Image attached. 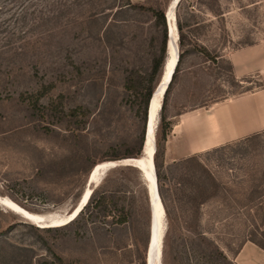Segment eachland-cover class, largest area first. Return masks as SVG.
<instances>
[{"label": "rangeland", "instance_id": "1", "mask_svg": "<svg viewBox=\"0 0 264 264\" xmlns=\"http://www.w3.org/2000/svg\"><path fill=\"white\" fill-rule=\"evenodd\" d=\"M170 1L26 0L0 16L5 20L14 11L28 13L11 38L13 44L0 49L5 59L0 58L1 199L35 214L69 211L82 198L92 166L112 161L124 150L123 142L133 143L140 136L141 103L132 106L134 92L126 86L149 79L162 33L149 13L120 6L128 2L165 13ZM175 14L190 25L191 41L205 51L192 43L166 107L176 136L171 132L160 143L166 204L160 264H236L235 256L249 240L264 244V129L194 153L183 137L175 139L181 127L174 126H180L183 115L198 113L183 123L198 142L210 144L264 125V95L239 100L264 92V65L259 69L250 63L249 70L235 75L226 58L257 45L262 49L257 60L264 59V0H181ZM3 38L8 36L1 34ZM173 48L178 55V41ZM167 49L166 43L163 64ZM45 85L53 88L39 105H56L63 96L58 111L77 109L72 122L79 129L66 122L47 130L41 115L18 100L20 95H36ZM211 108L216 109L204 113ZM155 138L160 139L159 118ZM190 157L219 185L217 195L198 209L196 221L191 207L178 201L192 190L184 176L189 166L179 163ZM131 169L109 166L93 177L95 198L103 194L107 200L104 217H91L89 208L72 223L47 230L0 205V264L57 263L56 258L63 264H146V180ZM121 218L126 222L119 224ZM250 256L255 264H264V251L255 249Z\"/></svg>", "mask_w": 264, "mask_h": 264}, {"label": "trees", "instance_id": "2", "mask_svg": "<svg viewBox=\"0 0 264 264\" xmlns=\"http://www.w3.org/2000/svg\"><path fill=\"white\" fill-rule=\"evenodd\" d=\"M26 0H0V16L4 15L6 13H9L13 11L12 6L15 4H20ZM6 5L10 7H5ZM129 8L132 10H141L149 13L153 19H154V27L161 29V42L159 45V48L154 53L152 59H151V68L150 73L148 75L149 79L147 77L141 78L139 80V84L137 87L129 85V83L126 86V90L129 92H134L133 95V103L132 106L138 104V102L141 103V112H142V118H143V129L140 134V136L133 141V143L123 142L122 143V152H119L118 155L114 157L112 161H105L100 162L98 164H103L107 162H115V161H121L123 159L127 158H135L137 159L141 154L142 145L144 141V133H145V124H146V116H147V108L148 103L151 98V95L153 91L155 90L159 80L156 82L157 84L153 86V83L155 82L156 78L158 77L160 70L163 66V60L164 55L166 52V43H167V26H166V19H165V13L157 8H151V7H144L141 5H132L131 3H126L125 5L120 6V10H123L124 8ZM24 9V7H23ZM166 12V9H165ZM15 11L11 14L9 18H6L5 20L0 19V35L6 34L8 36V39H0V49L1 47H9L13 44L12 37L15 35L16 31L18 30V25L23 24L27 21L28 13L27 9L24 10V15L19 16L15 15ZM31 16V15H30ZM176 16V27L178 32V62L177 66L175 68V71L173 73L171 82L169 86L167 87L163 100H162V106L159 113V130H160V139H156V152L154 155V168H155V175L157 180V187H158V193L159 197L162 201L163 207H166L164 198H163V189L165 187L164 184V175L162 173V164L160 163V143H164L166 141L167 136L171 132V123L167 120L165 116L166 107L168 103L169 94L171 91V87L173 82L175 81L176 75L179 72L178 68L181 63V61L192 51L194 42L191 41L190 36L188 35L187 30H190V25H188L186 22H182L181 18L178 14H175ZM12 22L13 27L9 28V23ZM16 24V25H15ZM16 26V27H15ZM21 28H24L21 26ZM24 33V32H23ZM177 43V42H176ZM193 43V44H192ZM25 45H28V43H25ZM200 49V52L205 51V48L203 46H198ZM1 61L5 60L1 57ZM147 82V85H145ZM53 85H45L42 86L40 91L36 92V95H20L18 100L25 104L27 109H29L32 112H37L41 115V121L47 125L44 126L47 130L50 128V126H57L62 125L63 123L68 122V124L72 123L75 128L79 129L80 126L78 123H73L72 120L77 119L78 111L77 109H73L69 111V114H65V112L58 111V107L62 105L63 96H58L57 104L51 103V106L49 107H43L39 105V101L52 90ZM80 115L84 118L86 117V112L80 111ZM69 117L70 121H66L65 119ZM82 126V123H80ZM43 127V128H44ZM71 130V129H68ZM256 137V135H254ZM131 146V150L128 148ZM180 164L188 165V169L186 173L184 174L185 177H188L187 180L192 182V190L189 193H183L181 195V198L178 199V201H181L183 206L188 205L191 207L193 211V219L197 220V214L198 209L208 202L211 198L215 197L219 190V185L213 180L212 175L208 172V170L199 162L196 157H190L188 159H184L179 162ZM98 164H95L93 166H97ZM92 166V167H93ZM193 166L194 168H190ZM92 169V168H91ZM90 169V170H91ZM192 169V170H191ZM127 170H132L130 167H127ZM90 172V171H89ZM184 177V178H185ZM97 192L94 190L92 193L87 205L83 208V210L80 212L78 217L84 212L85 210H89V208H92V211L90 212L91 217H97V216H105L107 213V200L106 197L102 194L99 197H96ZM77 217V218H78ZM76 218V219H77ZM74 219L73 221H75ZM72 221V222H73ZM71 222V223H72ZM126 222L125 218H121L118 223H124ZM47 230H51L47 229ZM252 244H254L256 247L264 251V244L256 242L255 240H249ZM216 251L221 254V252L216 248ZM223 259L226 260V258L223 256ZM57 263L55 262H46L44 261L42 264H63L61 259L56 258Z\"/></svg>", "mask_w": 264, "mask_h": 264}, {"label": "water", "instance_id": "3", "mask_svg": "<svg viewBox=\"0 0 264 264\" xmlns=\"http://www.w3.org/2000/svg\"><path fill=\"white\" fill-rule=\"evenodd\" d=\"M179 1L180 0H171L167 6V12L174 5H177ZM165 19H166V25H167V36H168L167 46H168L169 41H170L171 32H170L169 23L167 21L166 15H165ZM173 19L176 20L175 12H174V18ZM163 73H164V71H163ZM170 75H171V73H170ZM170 75H169V79L166 82L165 88L167 87V83L170 80ZM161 83L162 82H160L157 85V87L155 88V90L153 91L151 98L149 100V103H148L144 141H143L142 150H141V154H140V157L144 158V161H145L144 167H145L146 171H149L151 173V175L153 176V179H154L153 183H149L150 181L142 173L143 172L142 166L138 163H135V162L139 161L138 159H135V158L123 159V161H125V162H121V164L122 163L123 164L120 165L123 167H130V168L137 169L141 173L142 178L146 180L145 185H146L148 201H149V209H150L149 236H148V243H147L146 260H145L146 264H160V254H161V249H162V231H161V224L160 223L162 221V217H163L162 214H164V209H163V206H162L161 201H160L156 175L154 173V168H153V163H154L153 154H154V149H155L154 148L155 147L154 146V142H155L154 123H155L156 119L158 121L160 111L158 109L159 112L156 111L154 114H152V111H151L152 100H153V97L155 95V91L161 86ZM161 106H162V104H161ZM152 115H153V117H152ZM151 117H152V119H151ZM156 128H157V125H156ZM150 146L153 148V151L151 153H149L147 150L148 147H150ZM118 163H120V162H118ZM150 164L152 166V170L149 169ZM116 166H119V165H116ZM116 166H113V167H116ZM95 167L96 166L92 167V169L90 170V172L88 173V176H87L86 187H90V189H91L87 199L82 203V199L79 198L78 202L76 203V205L72 209H70L69 211H66V212H60V214L62 216H66L68 218V220L65 224L71 223L74 218L76 219L78 217V215L80 214V211L83 209V207H85V204L87 203L89 196L92 195V193L94 192L95 183H93L92 175H93V171H94ZM156 202H158L160 204V207L162 209V214H160V212L155 207ZM44 219L46 220L47 218H45V216H44ZM41 222H43V221H41ZM42 229H50V228L43 227Z\"/></svg>", "mask_w": 264, "mask_h": 264}, {"label": "bare ground", "instance_id": "4", "mask_svg": "<svg viewBox=\"0 0 264 264\" xmlns=\"http://www.w3.org/2000/svg\"><path fill=\"white\" fill-rule=\"evenodd\" d=\"M180 1L178 2V4L180 3ZM178 4L174 5L168 12H167V8H166V12H165V15L167 17V21L169 23L171 35H170V41H169L168 49H167V58L163 64V68H162V72H161V76L159 78L158 84L160 82H162V83H161V86L155 91V95H154L153 100H152V106H151L152 114H154L156 111H158V109L160 111L165 91L171 82L173 73L175 71V68H176L177 62H178V55L176 53L177 49L175 51L173 48L174 44H177L176 42L178 41V32H177V27H176V20L173 19L174 18V12H175L176 6H178ZM163 71H164V73H163ZM170 73H171V75H170ZM169 75H170V80L167 83V87L165 88L166 82L169 79ZM152 117H153V115H152ZM152 117H151V119H152ZM156 125H157V119L154 123V128H155L154 129V136H155V132H156ZM154 146H155L154 147L155 149H154L153 158H154V155L156 152V138H155ZM147 150L149 153H151L153 151V148L150 146V147H148ZM137 159L139 161L135 162V163H138L142 166L143 172L142 171L141 172L150 181L149 183H153V181H154L153 176L151 175V173L149 171H146V169L144 167V165H145L144 158L138 157ZM118 162H120V163H118ZM121 162H125V161L121 160V161H115V162L113 161V162H107V163L99 164L97 167H95V169H94L95 172L93 171L95 175L94 176L92 175V177H94V179L95 178L97 179V177H98L97 173L98 172H104V170H106V168L109 166H112V167L116 166V165L120 166L123 164V163L121 164ZM149 167H150L149 169L152 170L151 164L149 165ZM153 168H154V163H153ZM154 173H155V168H154ZM94 182L95 181H93V183ZM86 188H88V187L85 186V188L83 189V191L81 193L82 203L87 199V197L90 193V192H87L88 190L85 193ZM90 197H91V195L89 196L87 202L89 201ZM160 201H161V199H160ZM86 204H85V206H86ZM161 204H162V201H161ZM0 205L9 209L13 213L19 215L26 222H28L29 224H31V225L39 228V229L40 228L42 229L43 227L51 228V229L58 228V227L65 225V223L68 220V218L66 216H62L59 212H50L49 211L48 213H43V214H35V213L28 212V211L22 209L20 206L16 205L15 203H13L12 201H10L9 199H6V198H2V199L0 198ZM162 206H163V204H162ZM155 207L160 212V214H162V209H161L160 204L158 202H156ZM163 209H164V207H163ZM162 215H163V217H162V221L160 224H161V231H162V235H163V231L165 229L164 219L166 218L165 210H164V214H162ZM44 216H45V218H47L46 220L44 219ZM41 221H43V222H41ZM160 256H161V254H160Z\"/></svg>", "mask_w": 264, "mask_h": 264}, {"label": "crops", "instance_id": "5", "mask_svg": "<svg viewBox=\"0 0 264 264\" xmlns=\"http://www.w3.org/2000/svg\"><path fill=\"white\" fill-rule=\"evenodd\" d=\"M261 52H262V49H259V47L257 45H254L252 47L248 46L246 48H242V49H239V50H236V51L230 53L229 55H227L226 58H227V61L230 63V66L232 67L234 74L236 75L238 73L243 72L244 69L249 70L248 69L249 66H247V65L250 63L255 64L260 69L261 68L260 66L264 65V59L257 60L260 58ZM249 73H252V71L251 72L249 71L248 74ZM260 94L264 95V92L253 93L251 95H247L243 98H240L239 100L257 99V98H260L262 96ZM260 100L261 99H259L258 101H260ZM256 107H259V109L260 108L262 109L263 105H261V107H260V105H257ZM213 109H216V108H211L209 111L204 112V113L209 114V112L212 111ZM195 114H198V113H195ZM195 114L190 113L188 115H183L181 117L182 120L180 122V126L179 125L174 126V129H179V127H181V131H179V132H181L180 133L181 135L175 137V139H178V141H180V137H183L184 140L187 141L188 150L191 152H194V153H199V152L214 148L215 146H218V145H221V144L233 141V140L241 139V138H243V137H245L251 133H256V132H259L260 130L264 129V125L260 124V126L254 128V129L246 130L245 132L234 133L233 135L223 136L222 138H219L216 142H213L210 144H207L204 142L200 143L197 141V138L193 134L190 135L188 133V131L186 129V125H185V123H183L184 122L183 120L185 118L192 116V115H195ZM225 120L227 121V118H225L224 121ZM222 122H223V119L220 120L219 124H221ZM220 128L222 129V126L219 127V129ZM171 132L173 134V129L171 130ZM174 136H176V135H174ZM255 249L262 251L261 249H259L258 247H256L255 245H253L251 243L244 245L242 247V249L240 250V252L235 256L236 264H255L252 260L249 259V257H251L250 256L251 253H255Z\"/></svg>", "mask_w": 264, "mask_h": 264}]
</instances>
